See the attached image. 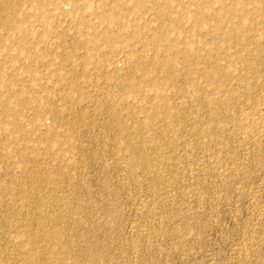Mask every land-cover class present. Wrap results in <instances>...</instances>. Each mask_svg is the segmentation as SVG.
Returning a JSON list of instances; mask_svg holds the SVG:
<instances>
[{
	"label": "rangeland",
	"instance_id": "1",
	"mask_svg": "<svg viewBox=\"0 0 264 264\" xmlns=\"http://www.w3.org/2000/svg\"><path fill=\"white\" fill-rule=\"evenodd\" d=\"M0 264H264V0H0Z\"/></svg>",
	"mask_w": 264,
	"mask_h": 264
},
{
	"label": "bare ground",
	"instance_id": "2",
	"mask_svg": "<svg viewBox=\"0 0 264 264\" xmlns=\"http://www.w3.org/2000/svg\"><path fill=\"white\" fill-rule=\"evenodd\" d=\"M40 3H41V2H40ZM40 3H39V4H40ZM39 6H40V5H39ZM139 7H140V6H139ZM39 8H40V7H39ZM40 9H41V8H40ZM39 11H40V10H39ZM199 11H200V10H199ZM203 14H204V13H203ZM234 14H235V13H234ZM12 15H13V14H12ZM113 17H115V18H116V17H117V15L113 14ZM180 19H181V18L179 17L178 21H180ZM218 26H219V25H218ZM18 33H19V32H18ZM110 33H111V32H110ZM17 35H18V34H17ZM106 36H107V35H106ZM5 107H6V106H5Z\"/></svg>",
	"mask_w": 264,
	"mask_h": 264
}]
</instances>
